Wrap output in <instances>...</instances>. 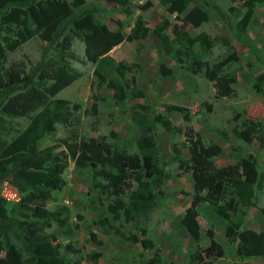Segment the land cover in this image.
Instances as JSON below:
<instances>
[{
  "label": "trees",
  "instance_id": "1",
  "mask_svg": "<svg viewBox=\"0 0 264 264\" xmlns=\"http://www.w3.org/2000/svg\"><path fill=\"white\" fill-rule=\"evenodd\" d=\"M107 1L127 12L133 0ZM193 1L159 0L168 13H175L176 21L171 24L163 19L150 28L143 19H138L125 35L120 29H110L97 17L98 7L94 1L0 0V184L8 182L20 194L9 207L7 198L0 192V264H81L80 252L71 237L61 243L54 232L46 231L52 223L59 228L69 227L68 206L46 207L47 202L54 199L53 191H60L66 185L62 175L69 159L73 161V168L91 175L97 198L107 201L106 212L111 218L98 216L92 225L114 229L112 221L123 218L125 222H134L138 214L149 212L155 200L164 195L163 184L171 176L165 167L174 162L180 171L191 172L192 177L191 201L180 219L187 233L195 241L199 240L198 212L200 205L207 203L213 206L215 215L225 221V236L236 243L238 259L264 257V231L243 227L247 209L254 205L255 187L261 188L264 182V172L260 173L253 155L239 156L233 163L217 166L214 158L222 147L215 142L204 143L201 133L188 124L192 115L187 107L168 103L163 105L166 114L161 116L158 125L166 132L183 133L189 144V156L183 157L180 148L172 142L169 161L162 159L151 104L135 102L126 106L127 101L145 97L137 82L142 65L124 59L116 61L109 55L122 41L140 42L152 33L159 38L158 47L166 55L182 66L183 58L187 59L188 70L193 74L203 72L208 81L214 82V100L231 96L237 83L236 71L222 70L238 62L240 54L226 41L227 51L223 57L213 63L202 59L212 47L211 39L205 31L195 36L189 34L187 21L182 18ZM258 2L264 4V0H244L245 11L231 26L233 37L250 53H253L254 42L247 28L259 23L254 10ZM193 8L203 20L207 19L206 13ZM167 29L172 34L171 39L164 32ZM72 36L83 43L85 59L93 64L90 90L105 87L110 91L113 106L121 111L127 107L128 121L138 131L132 141L119 143V135L114 131L109 133L114 142L105 135L82 140L77 114L80 104L56 97L80 76L65 55L74 56L66 50L72 45ZM34 37L46 42L35 63L27 55L9 59L10 52ZM141 46L139 43L136 55ZM195 46L200 50L195 51ZM50 50L55 51L53 55H48ZM157 72L171 77L173 68L160 60ZM263 78L264 75L254 83L258 93L263 92L260 83ZM95 99L90 108L96 116L97 101L105 98L98 93ZM200 104L208 112L212 110L211 101L203 100ZM177 112L187 123L184 129L173 124ZM245 113V110H233L231 132L247 144L256 141L259 148L264 149V122L252 123L242 118ZM6 117H24L27 123L18 130ZM57 124L67 129L66 135L40 146L42 139L54 138ZM132 143L135 152L130 151ZM261 212L264 215V207ZM63 230L65 234L72 232V229ZM140 231L145 236L146 229L140 228ZM87 233L90 241L102 245L95 232L88 229ZM126 238L153 249L147 264H160V249L152 239H139L134 234ZM66 253H72L73 261L67 259ZM198 253H192L190 261L208 264L211 258L222 257L225 249L218 240L211 239Z\"/></svg>",
  "mask_w": 264,
  "mask_h": 264
},
{
  "label": "rangeland",
  "instance_id": "2",
  "mask_svg": "<svg viewBox=\"0 0 264 264\" xmlns=\"http://www.w3.org/2000/svg\"><path fill=\"white\" fill-rule=\"evenodd\" d=\"M87 1L95 2L98 7L97 17L101 21L105 22L110 29H120L125 35L131 31L138 19H143L150 28L155 27L163 19L171 24L176 21L175 14L168 13L159 0H133L127 12L121 11L115 3L107 0ZM243 1L195 0L189 4L188 10L182 15V18L187 21L186 30L192 36L205 31L212 42L211 49L202 59L213 63L226 53V41L230 44L236 42L231 26L233 27L239 15L245 11ZM146 3L150 4L146 6L147 8H142ZM193 7H198L200 11L206 13L207 19L203 20ZM254 8L255 17L260 21L256 27L249 26V31L263 48L258 51V56L244 48L246 49L243 50L244 58H240L238 62L222 70V72L236 71L239 77L234 85L235 94L228 97L214 100L212 98L214 82L208 81L203 72L193 74L188 70L186 68L187 59L183 58L182 66L170 55H166L163 49L158 47L159 38L152 33L140 42L134 40L130 43L124 40L112 49L114 57L118 54L116 61L124 59L133 62L134 65H142L141 71L137 74V82L145 92V97L127 101L126 106L135 102L151 104L153 109L151 117L155 121V135L159 144V156L162 159L169 161L172 142L180 148L183 157L189 156V144L183 133L166 132L158 125L161 116L166 114L163 105L175 103L190 110L192 119L188 124L201 133L204 143L215 142L222 147V151L214 158L217 166H225L233 163L239 156L251 154L256 159L260 173L264 172V149H260L256 141L247 144L231 132L234 125L231 120L233 110L246 111V108L253 105V112L250 114L247 110L242 118L252 123L257 120L264 122V78L260 82L263 92L255 94L257 92L254 88L255 81L257 82V79L264 75V4L256 3ZM177 23L179 24L180 21ZM164 32L169 39L172 38L169 29ZM139 43H142V46L139 54L136 55ZM45 44L46 42L42 43L34 37L10 52L8 57L9 59H21L27 55L32 63H35ZM194 49L195 51L200 50L199 46H195ZM66 50L68 53H73L74 56L65 55L70 66L80 76L59 91L56 97L80 104V109L77 111L81 121L80 138L84 140L105 135L108 136L109 141L114 142L109 137L110 131H114L119 135L117 139L119 143H125L126 140L132 141L138 135V131L128 121L127 107L121 111L113 106L109 99L110 91L105 87H101L100 90H95V88L90 90L93 80V64L85 59L83 43L72 36V45ZM53 52L55 51L50 50L48 55H53ZM160 60L173 68L171 77L158 74L157 65ZM98 93L105 100L97 101L98 112L95 116L91 112L90 105L96 100L95 95ZM247 97L250 99L247 100ZM203 100L213 103L210 112L201 106L200 103ZM6 119L10 121L13 128L18 130L23 129L27 123V118L24 117H6ZM173 119V124H179L183 129L187 125L182 116L178 120L175 116ZM66 130L65 127L57 124L54 138L49 136L42 139L40 146L49 144L53 139L64 137ZM13 133L11 131L10 135L12 136ZM130 151H136L134 143L130 146ZM165 170L171 176L163 184L164 195L155 200L151 210L145 214H138L134 222H125L123 218L112 221L114 229H109L105 225H92V221L97 220L98 216L111 218L106 212L107 201L97 198L96 191L92 189L91 175L87 171L73 168V161L69 159L68 167L62 175L66 180V185L60 191H53L54 199L48 201L46 205L48 209L68 206L69 227L59 228L52 223L46 231L54 232L61 243L71 237L76 249L80 252L81 264H147L153 255V249L144 248L139 241L127 240L126 237L131 234L139 239L148 237L156 243L160 249V264H201L190 261L189 257L192 253L199 254V249L207 245L211 239L218 240L223 245L225 253L222 257L211 258L208 264H264V257L242 260L236 257V243L230 242L225 236V221L216 216L213 206L207 203L201 204L199 208L197 219L200 226V238L195 241L180 223L183 212L190 202L191 197L187 195L193 192L191 172L180 171L174 162H169ZM0 192L7 198L9 207L20 198L17 189L8 182L0 184ZM262 207H264V182L261 188L255 187L254 205L247 209L244 228L264 231ZM140 228L146 229L145 236L142 235ZM63 229H72V232L65 234ZM88 229L96 233L102 245L90 241ZM65 256L70 262L75 258L72 253H66Z\"/></svg>",
  "mask_w": 264,
  "mask_h": 264
},
{
  "label": "crops",
  "instance_id": "3",
  "mask_svg": "<svg viewBox=\"0 0 264 264\" xmlns=\"http://www.w3.org/2000/svg\"><path fill=\"white\" fill-rule=\"evenodd\" d=\"M260 21V19L258 20V22ZM247 34L250 36V38L255 42L254 43V46H253V53L254 54H257L256 56H258V51L259 50H262V48H263V46L260 44V43H257V41L255 40L256 38H255V36L252 34V33H250V31H249V28H247ZM236 42L233 44V43H231L235 48H236V50L239 52V54H240V58H244V55H243V50H246V49H244V48H247V47H245L244 45H242L241 43H239L237 40H235ZM130 43H133V41L132 42H130ZM257 45V46H256ZM245 52H248V51H245ZM109 55H111L113 58H118V54H115V57L113 56V52H112V50L109 52ZM256 59H257V57H256ZM236 76H237V80H239V77H238V75H237V73H236ZM234 89H235V86H234ZM235 92H236V90H234V92H233V94H235ZM255 94H259L258 92L257 93H255ZM221 99V98H220ZM250 98L249 97H247V100H249ZM248 105H251V104H248ZM248 110V112L251 114L252 112H253V105H251L248 109L246 108V111ZM179 115H181L180 113H177V114H175L174 116L176 117V119L178 120V119H180V117L181 116H179ZM179 125V124H178Z\"/></svg>",
  "mask_w": 264,
  "mask_h": 264
},
{
  "label": "clouds",
  "instance_id": "4",
  "mask_svg": "<svg viewBox=\"0 0 264 264\" xmlns=\"http://www.w3.org/2000/svg\"><path fill=\"white\" fill-rule=\"evenodd\" d=\"M258 3H259V2H258ZM255 4H256V3H255ZM254 10H255V8H254ZM172 14H175V13H172ZM255 15H256V14H255ZM248 28H249V27H248ZM235 40H236V39H235ZM122 42H123V41H122ZM122 42H121V43H122ZM127 42H128V41H127ZM113 48H114V47H113ZM113 48H112V49H113ZM112 49H111V50H112ZM111 50H110V51H111ZM110 51H109V52H110ZM114 59H115V58H114ZM118 61H119V60H118ZM174 115H175V114H174ZM181 116H182V115H181ZM253 157H254V156H253ZM214 161H215V160H214ZM219 167H220V166H219ZM191 193H192V192H191ZM191 193H190V194H191ZM190 194H188L187 196L191 197ZM190 201H191V198H190ZM189 204H190V202H189ZM188 206H189V205H188ZM188 206H187V207H188ZM187 207H186V208H187ZM184 229H185V228H184ZM185 231H186V230H185Z\"/></svg>",
  "mask_w": 264,
  "mask_h": 264
}]
</instances>
